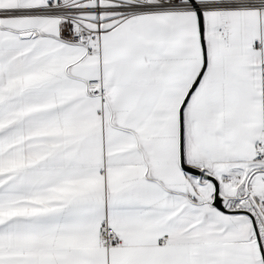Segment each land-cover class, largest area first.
<instances>
[{"label": "snow or ice", "instance_id": "1", "mask_svg": "<svg viewBox=\"0 0 264 264\" xmlns=\"http://www.w3.org/2000/svg\"><path fill=\"white\" fill-rule=\"evenodd\" d=\"M0 264H264V0H0Z\"/></svg>", "mask_w": 264, "mask_h": 264}]
</instances>
